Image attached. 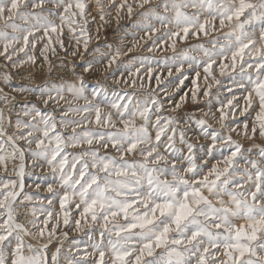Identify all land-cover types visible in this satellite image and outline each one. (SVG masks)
<instances>
[{
	"label": "snow or ice",
	"instance_id": "snow-or-ice-1",
	"mask_svg": "<svg viewBox=\"0 0 264 264\" xmlns=\"http://www.w3.org/2000/svg\"><path fill=\"white\" fill-rule=\"evenodd\" d=\"M0 264H264V0H0Z\"/></svg>",
	"mask_w": 264,
	"mask_h": 264
},
{
	"label": "rangeland",
	"instance_id": "rangeland-1",
	"mask_svg": "<svg viewBox=\"0 0 264 264\" xmlns=\"http://www.w3.org/2000/svg\"><path fill=\"white\" fill-rule=\"evenodd\" d=\"M95 28V25H93V29ZM95 34V33H93ZM102 42V41H101ZM13 83H23V81L19 80V78H17L16 80L13 81ZM187 83V82H186ZM187 90V89H185Z\"/></svg>",
	"mask_w": 264,
	"mask_h": 264
}]
</instances>
